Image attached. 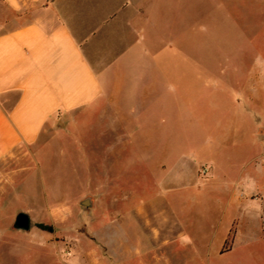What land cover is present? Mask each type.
Returning <instances> with one entry per match:
<instances>
[{"label":"rangeland","instance_id":"obj_1","mask_svg":"<svg viewBox=\"0 0 264 264\" xmlns=\"http://www.w3.org/2000/svg\"><path fill=\"white\" fill-rule=\"evenodd\" d=\"M180 9L186 32L160 42L165 96L179 102L157 126L171 133L105 168L92 115L53 125L38 161L17 150L2 163L0 264H264V0ZM252 91L257 139L236 109ZM66 127L75 141L59 136ZM20 212L28 230L14 226Z\"/></svg>","mask_w":264,"mask_h":264},{"label":"crops","instance_id":"obj_2","mask_svg":"<svg viewBox=\"0 0 264 264\" xmlns=\"http://www.w3.org/2000/svg\"><path fill=\"white\" fill-rule=\"evenodd\" d=\"M189 20L180 0H0V179L2 163L21 147L38 161L47 150L42 138L59 122L92 115L107 154L98 168L171 133L157 126L179 102L165 96L173 85L160 42L184 35ZM252 92L241 93L236 109L239 127L257 139ZM67 131L59 136H79Z\"/></svg>","mask_w":264,"mask_h":264},{"label":"water","instance_id":"obj_3","mask_svg":"<svg viewBox=\"0 0 264 264\" xmlns=\"http://www.w3.org/2000/svg\"><path fill=\"white\" fill-rule=\"evenodd\" d=\"M82 204L85 206H90V198L83 200ZM14 226L17 229L28 230L30 228V218L28 214L25 212H20L15 218Z\"/></svg>","mask_w":264,"mask_h":264},{"label":"trees","instance_id":"obj_4","mask_svg":"<svg viewBox=\"0 0 264 264\" xmlns=\"http://www.w3.org/2000/svg\"><path fill=\"white\" fill-rule=\"evenodd\" d=\"M37 226L41 229H46L47 227L45 224H37Z\"/></svg>","mask_w":264,"mask_h":264},{"label":"built area","instance_id":"obj_5","mask_svg":"<svg viewBox=\"0 0 264 264\" xmlns=\"http://www.w3.org/2000/svg\"><path fill=\"white\" fill-rule=\"evenodd\" d=\"M204 171L207 172V169H205Z\"/></svg>","mask_w":264,"mask_h":264}]
</instances>
